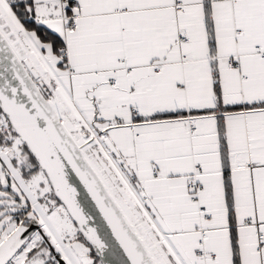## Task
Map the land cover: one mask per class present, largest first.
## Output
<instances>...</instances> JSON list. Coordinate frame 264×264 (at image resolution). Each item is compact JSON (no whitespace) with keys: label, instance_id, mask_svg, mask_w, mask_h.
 Wrapping results in <instances>:
<instances>
[{"label":"snow or ice","instance_id":"obj_1","mask_svg":"<svg viewBox=\"0 0 264 264\" xmlns=\"http://www.w3.org/2000/svg\"><path fill=\"white\" fill-rule=\"evenodd\" d=\"M0 264H264V0H0Z\"/></svg>","mask_w":264,"mask_h":264}]
</instances>
